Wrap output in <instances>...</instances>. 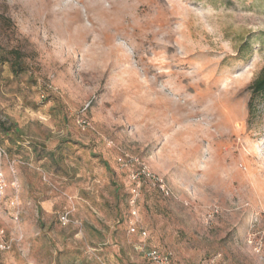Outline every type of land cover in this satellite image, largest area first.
I'll return each instance as SVG.
<instances>
[{"label":"rangeland","instance_id":"obj_1","mask_svg":"<svg viewBox=\"0 0 264 264\" xmlns=\"http://www.w3.org/2000/svg\"><path fill=\"white\" fill-rule=\"evenodd\" d=\"M1 58L0 262L264 264V0H0Z\"/></svg>","mask_w":264,"mask_h":264},{"label":"built area","instance_id":"obj_2","mask_svg":"<svg viewBox=\"0 0 264 264\" xmlns=\"http://www.w3.org/2000/svg\"><path fill=\"white\" fill-rule=\"evenodd\" d=\"M79 123L83 127L90 125V122H88L84 118H80ZM141 176L148 178L151 182H153L154 185L158 186L160 188V190L166 196H170L172 194L171 189L169 188V186H167V184L164 182V180L157 177L155 174L151 173L149 170H147L145 168V166L140 168L138 171L137 170L132 171V173H131V178L135 182H137L138 184H140ZM0 187H3L1 174H0ZM134 191H136V189ZM134 203H135V200H132V204H134ZM62 218L64 220H67V216H63ZM130 231L131 232H138L139 234H141L144 237L147 236V231L145 229L139 230L135 223H133L130 226ZM9 247H10V245L7 242H5V241L0 242V251L7 250V249H9ZM144 255L148 260H150L154 264H174L173 259H172V254L168 251H161V250H158L155 248H150V249L144 250ZM216 259H217V256H215L213 258H209V259L205 260L203 262V264H215ZM0 264H6V263L0 262Z\"/></svg>","mask_w":264,"mask_h":264},{"label":"trees","instance_id":"obj_3","mask_svg":"<svg viewBox=\"0 0 264 264\" xmlns=\"http://www.w3.org/2000/svg\"><path fill=\"white\" fill-rule=\"evenodd\" d=\"M10 53H12V55L14 56L13 57L14 61H12L11 58L6 60V61H8V62L11 61L12 70L17 72L19 69V66L21 68L24 67V62L20 61V59L22 58V56H21L22 52L19 49H11ZM6 61L3 58H1V60H0L1 63H4ZM251 89H252V92L254 95L264 93V70L261 72L259 77L255 79V81L253 82V84L251 86ZM249 109H250V112L253 109L252 101H250V103H249ZM0 128L2 129V131L4 133H6L8 135V137H12L13 140H15V139L13 138V136H11V133H15V134L19 135L21 132L20 128L17 126V124L15 122H12L10 125H7V123L5 121H3L1 118H0Z\"/></svg>","mask_w":264,"mask_h":264},{"label":"bare ground","instance_id":"obj_4","mask_svg":"<svg viewBox=\"0 0 264 264\" xmlns=\"http://www.w3.org/2000/svg\"><path fill=\"white\" fill-rule=\"evenodd\" d=\"M168 21V20H167Z\"/></svg>","mask_w":264,"mask_h":264},{"label":"crops","instance_id":"obj_5","mask_svg":"<svg viewBox=\"0 0 264 264\" xmlns=\"http://www.w3.org/2000/svg\"><path fill=\"white\" fill-rule=\"evenodd\" d=\"M5 263V262H4Z\"/></svg>","mask_w":264,"mask_h":264}]
</instances>
